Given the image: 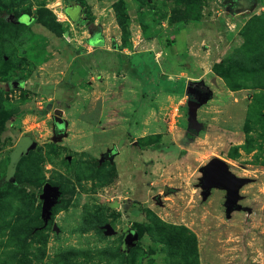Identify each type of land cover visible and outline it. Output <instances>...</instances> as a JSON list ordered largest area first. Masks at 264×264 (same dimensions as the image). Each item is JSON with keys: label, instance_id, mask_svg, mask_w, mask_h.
I'll return each instance as SVG.
<instances>
[{"label": "rangeland", "instance_id": "374dc122", "mask_svg": "<svg viewBox=\"0 0 264 264\" xmlns=\"http://www.w3.org/2000/svg\"><path fill=\"white\" fill-rule=\"evenodd\" d=\"M188 1L0 0V264H264V0Z\"/></svg>", "mask_w": 264, "mask_h": 264}, {"label": "water", "instance_id": "95a60500", "mask_svg": "<svg viewBox=\"0 0 264 264\" xmlns=\"http://www.w3.org/2000/svg\"><path fill=\"white\" fill-rule=\"evenodd\" d=\"M81 7L76 6L74 7L71 12L70 16L71 18L76 21L79 18ZM198 85L201 83L198 82H191L187 87V92L191 93V87L192 85ZM203 88L205 89V94L200 99V102L206 101L210 96V89L202 83ZM63 119L55 116L54 117V123L55 126L58 128L63 124ZM36 145V142L32 141L30 138H27V144L21 145L20 151H17L16 155L17 158L21 156L23 151L28 152L31 148H33ZM204 177L202 180V187H203V196L206 197L210 190L214 187H218L221 189L226 190V212L230 213L235 208V203L237 202L239 198V189L241 186L245 183L246 179L239 177L229 171L227 169L226 163L219 159V158H213L210 160L205 166L202 168ZM56 189L53 187H47L42 191V197H43V214L48 215L49 208L54 204V201L52 199L53 194L55 193ZM137 237V233L134 232L133 234L128 236L129 241H133Z\"/></svg>", "mask_w": 264, "mask_h": 264}, {"label": "trees", "instance_id": "16d2710c", "mask_svg": "<svg viewBox=\"0 0 264 264\" xmlns=\"http://www.w3.org/2000/svg\"><path fill=\"white\" fill-rule=\"evenodd\" d=\"M203 6L204 0H189L186 4L184 19L201 20L203 17Z\"/></svg>", "mask_w": 264, "mask_h": 264}, {"label": "flooded vegetation", "instance_id": "af4514ba", "mask_svg": "<svg viewBox=\"0 0 264 264\" xmlns=\"http://www.w3.org/2000/svg\"><path fill=\"white\" fill-rule=\"evenodd\" d=\"M191 90H192L191 95L193 97H195V99H199V98L203 97V95L205 94V89L203 88L202 84H198V85L193 84L191 87Z\"/></svg>", "mask_w": 264, "mask_h": 264}]
</instances>
